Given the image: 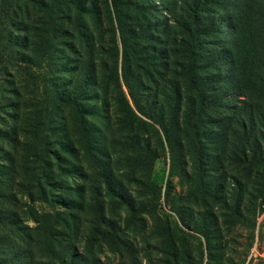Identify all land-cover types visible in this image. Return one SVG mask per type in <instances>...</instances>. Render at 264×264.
I'll return each mask as SVG.
<instances>
[{
	"label": "trees",
	"instance_id": "16d2710c",
	"mask_svg": "<svg viewBox=\"0 0 264 264\" xmlns=\"http://www.w3.org/2000/svg\"><path fill=\"white\" fill-rule=\"evenodd\" d=\"M178 1L184 32L173 61L167 27L161 34L156 19L145 26L124 14L122 60L114 41L108 82L95 53L98 0H0V264H142L134 237L148 217L164 264H235L224 237L244 224L254 235L264 210V0ZM68 51L76 65L52 76L73 59ZM43 67L52 84L20 106L13 77ZM63 73L73 78L64 89ZM58 113L62 141L50 132ZM161 156L166 219L154 205ZM124 177L144 187L148 204ZM105 249L114 259L102 258Z\"/></svg>",
	"mask_w": 264,
	"mask_h": 264
},
{
	"label": "rangeland",
	"instance_id": "374dc122",
	"mask_svg": "<svg viewBox=\"0 0 264 264\" xmlns=\"http://www.w3.org/2000/svg\"><path fill=\"white\" fill-rule=\"evenodd\" d=\"M98 3L101 8V15L103 17V25L100 31H96L95 39L97 41V45L95 47L96 57L98 58V71L101 73L100 75L106 72V81H110V73L107 71L106 67H104L106 61L111 67L116 61V54L114 50V41L118 44L119 49V62L122 60V45L120 41V32H119V16L124 14H130L133 12L135 17H141L143 19V24L145 26L151 25L156 19L159 31L161 34H165V28L167 27V35H168V50L170 54L169 61L172 62L175 56L179 53L178 41L174 40V38H181L183 36V32L180 26L181 21L179 17L183 14L180 10L182 7L180 1L173 0L171 3L172 9H170L164 0H118L117 5L114 6L113 0H98ZM109 4V6H108ZM89 3H87V6ZM137 7H140L137 11ZM136 8V9H135ZM115 32V33H114ZM22 34V33H20ZM226 34H228V30H226ZM174 40V41H173ZM142 42L143 41H139ZM69 57L73 58L71 61L63 62V59H60V63L57 66L53 67L54 72L52 76H56L58 74L62 75V73H57L58 68H64L65 64H69L71 66H75L76 62L79 60V57L76 53H72L68 51ZM12 65L18 64L14 59L11 58ZM174 67V66H171ZM57 68V69H56ZM21 74L17 77H13V82H16L18 89H20V98L18 99L20 102V106L25 107L30 104L32 98H40L42 97V93L46 92L45 86L52 84L50 78L46 80L47 72L45 68H38L35 70L36 74L29 73L28 71L19 68ZM56 70V71H55ZM27 73H24V72ZM59 75V76H60ZM63 82L58 80L61 88L70 87L69 83L73 81L72 75L69 73H63ZM103 78V77H102ZM38 80L40 84V91L36 87V81ZM124 88V86H123ZM127 92V89L124 88ZM170 91V89H169ZM115 95V94H114ZM228 96H231L229 94ZM114 104H116L115 99H113ZM18 104V102H16ZM227 103L230 105H234L235 100H228ZM30 110V108H29ZM25 112V108L22 109V114ZM28 115V108L26 109V116ZM23 117L25 114L22 115ZM22 117V118H23ZM21 118V120H22ZM55 121L52 123L51 135L56 138H60L62 141L63 134L66 133V121L62 119V113H58L55 117ZM113 121H115L113 119ZM13 124V120L11 119ZM17 125L19 128L25 126L24 121H18ZM73 127V126H72ZM115 129L117 127L115 126ZM106 138L104 146H107L108 140L106 135H103ZM153 144L156 143L155 138H152ZM119 148H123L119 146ZM107 149V147H105ZM114 161V165H115ZM168 163L169 159L167 156H161L158 158L154 165V170L152 174V179L158 182H161L163 185V197L161 201L155 202V206L158 207V214L163 219L167 218V215L170 213L167 203L165 202V183L167 180V172H168ZM126 184L130 185V191L133 193L134 197H136V202L138 205H146L148 204L147 198L143 195L142 192L144 187L137 185L138 183L130 182L129 179L125 178ZM73 180V179H71ZM163 180V181H162ZM174 181L176 184L175 193L182 194L183 189L179 184V176L174 177ZM264 208V205H262ZM48 209V207H47ZM191 215H193L191 213ZM189 214L188 218H192ZM247 217L251 218L250 212L246 213ZM152 219V218H151ZM149 220V226L146 227V230H141L136 233L134 237V243L136 244L137 250L139 252L140 258L142 260V264H164V255L161 252V244L158 239V235L154 233L153 220ZM248 222V220H247ZM33 224L32 221L29 222ZM193 249L195 254L198 255V244L197 241L194 240ZM223 244L225 245V253L230 255L235 264H262L261 260H264V210L257 216L256 228L254 231V235L250 232V227L248 224H244V226L234 227L231 229L223 239ZM102 258L107 259L108 257L114 259V255L105 249L102 253ZM207 257H205L206 259ZM264 263V262H263Z\"/></svg>",
	"mask_w": 264,
	"mask_h": 264
}]
</instances>
